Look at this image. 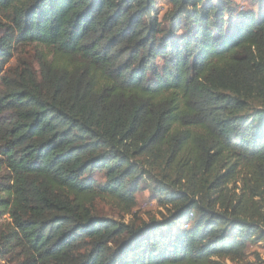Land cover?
<instances>
[{
	"label": "trees",
	"instance_id": "16d2710c",
	"mask_svg": "<svg viewBox=\"0 0 264 264\" xmlns=\"http://www.w3.org/2000/svg\"><path fill=\"white\" fill-rule=\"evenodd\" d=\"M167 1L160 22L155 0H0V71L15 45L50 50L3 77L7 264H217L264 238V8ZM142 183L159 219L93 215L130 214Z\"/></svg>",
	"mask_w": 264,
	"mask_h": 264
},
{
	"label": "rangeland",
	"instance_id": "374dc122",
	"mask_svg": "<svg viewBox=\"0 0 264 264\" xmlns=\"http://www.w3.org/2000/svg\"><path fill=\"white\" fill-rule=\"evenodd\" d=\"M230 6L234 8V17L238 13L252 11L256 14L264 8V0H228ZM228 4V5H229ZM169 2L167 0H155L154 10L152 15L157 17L158 21L163 22L164 17L169 11ZM9 24L7 13L0 11V37L4 35L5 26ZM49 48L40 44H29L14 46L13 56L7 61L0 71V95L5 90L3 77L15 78L22 72L30 70L36 74L40 71V61L48 56ZM50 59V57H48ZM158 67L162 65V59H158ZM256 105L252 106L247 112L248 115L255 111ZM253 110L252 113H250ZM1 119H9V113L3 112L0 114ZM7 171L2 168L0 177L7 176ZM96 182L103 181L104 175L102 172H95L90 175ZM1 212V211H0ZM165 210L159 206L155 193L150 189L149 183H142L136 194V206L130 214H124L115 208L112 204L97 200L93 206V215L98 217H109L119 221L130 223L150 218L159 219ZM10 219L7 214L0 213V230L9 225ZM0 264H7L4 258L0 259ZM217 264H264V238L260 241H253L248 244L245 255L241 260L232 261L230 259H220Z\"/></svg>",
	"mask_w": 264,
	"mask_h": 264
}]
</instances>
